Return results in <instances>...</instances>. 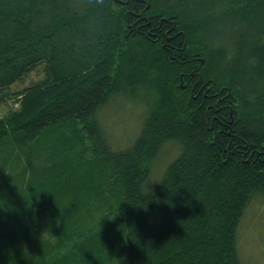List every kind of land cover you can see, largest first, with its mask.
Wrapping results in <instances>:
<instances>
[{"label": "trees", "instance_id": "1", "mask_svg": "<svg viewBox=\"0 0 264 264\" xmlns=\"http://www.w3.org/2000/svg\"><path fill=\"white\" fill-rule=\"evenodd\" d=\"M140 89L139 132L113 149L94 113ZM8 97L19 105L0 119V264H241L240 220L264 200V0H0ZM72 120L120 189L118 224L78 191H42L75 155L61 136ZM167 142L179 152L150 185ZM30 159L31 176L14 178Z\"/></svg>", "mask_w": 264, "mask_h": 264}, {"label": "rangeland", "instance_id": "2", "mask_svg": "<svg viewBox=\"0 0 264 264\" xmlns=\"http://www.w3.org/2000/svg\"><path fill=\"white\" fill-rule=\"evenodd\" d=\"M117 59L120 61V55ZM40 76V68L33 70L26 77V84L32 83ZM16 88L20 89V87ZM13 89L15 90V87ZM149 96L150 94L145 89L138 90L135 95L120 92L109 96L106 102L96 109L94 119L102 127L111 148H125L134 141L139 132L143 114L147 110ZM156 103L157 101L151 95L150 105L155 106ZM18 105L19 103L14 97L0 100V119L7 117ZM67 123L69 129L67 133L61 132V136L70 139V144L76 151L75 155L67 163H64L57 173L40 183L42 191H78L81 196L80 207L88 204L89 208L92 207V214L96 217L105 216L103 222L120 221V214L115 210L117 201L120 199V189L111 177L110 168L100 160L93 161L92 155L87 153L80 138V123L73 120ZM49 131L52 132V129ZM46 142H50V140ZM44 144L46 145V143ZM178 152L179 148L176 143L167 142L164 144L152 163L150 185L157 183L167 163ZM30 161L31 163L22 160L21 164H17L15 170L13 166L12 175L14 178L23 174L25 177L31 176V164L37 165L38 163L31 159ZM37 185L34 183L33 187H37ZM151 187L149 186V188ZM92 197L94 199L90 201ZM96 199H100V202ZM115 224L110 225V228H113L112 232L117 230ZM110 235L112 236L113 233ZM236 246L241 264H264V200H253L244 211L237 230Z\"/></svg>", "mask_w": 264, "mask_h": 264}, {"label": "bare ground", "instance_id": "3", "mask_svg": "<svg viewBox=\"0 0 264 264\" xmlns=\"http://www.w3.org/2000/svg\"><path fill=\"white\" fill-rule=\"evenodd\" d=\"M93 144V143H92ZM25 239V238H24ZM12 243V242H11ZM10 243V244H11ZM10 246V245H9ZM15 246V245H14ZM43 246V245H42ZM24 247V246H23ZM51 248H52V246H51ZM11 249V248H10ZM15 251V250H14ZM71 259V258H70ZM66 260L68 261L69 259H67V257H66ZM69 262H70V260H69ZM68 263V262H67Z\"/></svg>", "mask_w": 264, "mask_h": 264}]
</instances>
